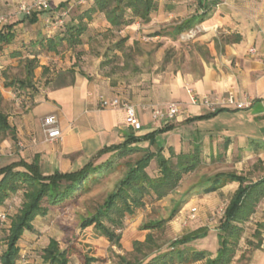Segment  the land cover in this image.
Listing matches in <instances>:
<instances>
[{
  "label": "crops",
  "instance_id": "crops-1",
  "mask_svg": "<svg viewBox=\"0 0 264 264\" xmlns=\"http://www.w3.org/2000/svg\"><path fill=\"white\" fill-rule=\"evenodd\" d=\"M20 1L22 0H0V11L8 16L6 24L0 29L5 30L10 25L13 35L12 40L0 50V100L2 104H9L10 113L7 117L13 129V135H7L1 143L3 161L0 166L19 159L31 162L36 158L43 174H50L55 170L74 171L82 167L103 146L119 143L130 133L142 135L166 123L173 124V129L156 136L157 144L163 146L164 150L171 146L177 153L188 152L199 144L203 159L207 154L209 161L239 157L241 153L248 156L258 154L263 158L264 0H218L210 6L205 19L199 24L215 25L220 37L213 31H203L201 37L193 39L195 47H200V50L197 49L200 54L199 66L195 70L178 69L161 76L156 74V77L153 74L151 77L154 82L150 90H135L130 99L119 94L135 105L141 123L138 131L126 125L123 109L99 107L100 96L117 93L111 85L101 81L98 73L90 80L83 73H68L64 68L54 73L52 66L58 58L55 52L44 51L39 42L56 28L45 24V18L65 13L63 19H66L68 14L88 10L93 1L81 4L79 0H48L49 9L35 12L38 19L32 24L28 23L26 15L15 11V5ZM156 1L157 10L149 23L143 24L136 20L120 30L119 34L128 35L132 39L140 28L143 32H154L165 23L175 25L201 11L197 7V0ZM91 15L88 29L104 30L107 26L104 15L98 11ZM153 38L163 37L158 33ZM34 56L38 62L37 68L48 71L46 74L42 71L43 80L48 82L34 84L33 89L23 88V96L14 97L17 96L14 86L4 85L7 77L3 72L22 64L25 58ZM58 65L61 66V63ZM24 76L25 72L19 78L12 75L10 79H21ZM60 80L65 83L58 84ZM188 88L197 95L220 97L234 91L239 99L247 98L250 105L240 109L226 107L214 115L204 116L208 113L205 107L189 103ZM171 102L178 103L180 108L175 119L170 122L152 120L149 107ZM141 104L148 105V109L142 110ZM48 114H53L58 119L62 131L60 140H44L41 123L42 118ZM198 116L203 117L197 118ZM31 138L36 141L32 142ZM19 140L25 142V148L17 146ZM147 145V142L141 143L143 147ZM185 146L188 147L187 151ZM236 186L235 182L226 183L211 193L200 194L206 196L221 193L225 192V188H232L233 192ZM128 222V217H125V226ZM34 233H37L35 227L33 231H24L19 241L20 256L21 252H25L21 249L22 237H31ZM261 237L259 248L252 251L247 264H264V234ZM197 241L199 243H194L195 246L204 249L200 247L203 240ZM24 262L32 264L28 259ZM202 263L200 261L194 264Z\"/></svg>",
  "mask_w": 264,
  "mask_h": 264
},
{
  "label": "trees",
  "instance_id": "trees-1",
  "mask_svg": "<svg viewBox=\"0 0 264 264\" xmlns=\"http://www.w3.org/2000/svg\"><path fill=\"white\" fill-rule=\"evenodd\" d=\"M91 1L93 5L88 10L68 14L66 19H63L62 23L48 36L39 40L44 51L56 52L58 47L71 50L81 43L89 42V39L97 34L108 35V37L113 33L119 34L120 30L132 25L136 20L147 24L158 6L156 0ZM217 2L218 0H197V7L201 11L175 24L172 27L173 34L178 35L189 31L196 24L201 23L210 6ZM96 11L104 15L107 23L102 31L89 30L87 27L92 19L91 14ZM37 19L35 13L26 16L30 24L35 23ZM155 34H158L157 31L153 32V35ZM12 38L10 25L5 30L0 29V50ZM129 39L128 35L121 36L108 45L102 54L100 65L112 62L108 52H124ZM197 49L200 50V47ZM23 63L25 76L4 82L5 86H14L17 97L23 96L21 89L34 88L32 79L34 69L38 66L36 56L25 58ZM133 67L139 70L135 65ZM67 72L73 73L74 69L71 68ZM64 83V80H60L58 84ZM116 93L119 96L118 92ZM224 109L208 112L204 116L214 115ZM201 117L203 116L197 118ZM173 127V124L166 123L142 135L130 133L123 141L100 148L82 167L74 171L55 170L50 174H43L36 158L31 162L19 159L0 166V208L11 195L18 191L22 192L18 210L10 218L5 214L6 219L2 222L0 220L1 264H18L19 241L24 231L34 230L32 222L37 216H45L51 208L69 202L77 192L90 191L101 178L106 177L115 168L124 166L120 178L106 193L102 202L92 213L79 221L81 229L92 227L98 236L104 237L111 245L120 247L125 217L144 210L146 198L153 201L170 194H177V187L182 177L195 171L202 164L203 157L199 144L194 145L191 151L178 153L169 146L167 147L168 155H164V147L157 144L156 136L172 130ZM9 134L13 135V129L8 122L7 114L0 111V140L2 141ZM143 142H147L148 145L141 146ZM152 146H155L154 150L150 149ZM126 157L128 159L121 163V160ZM152 161L155 164V170L150 169ZM231 182L237 183V186L224 207L215 229L217 248L213 253L207 249L198 248L194 244L209 234V230L205 228L185 233L171 240L168 246L163 248V243L158 241L151 230L162 229L165 223L170 221L188 202L193 192L208 194ZM263 197L264 173L254 181L233 171H220L202 177L180 193L178 198L171 199L172 206L167 218L152 219L141 225L142 229L150 231L143 241H133L132 259H127L123 255H118V258L121 264H194L200 261L204 264H231L238 250L244 223L255 213L256 206ZM259 246L260 244L254 245L253 250ZM68 251V247L60 248L58 241L50 238L48 244L42 249V260L46 264H67ZM84 260L85 264H89L96 259L85 256Z\"/></svg>",
  "mask_w": 264,
  "mask_h": 264
},
{
  "label": "rangeland",
  "instance_id": "rangeland-1",
  "mask_svg": "<svg viewBox=\"0 0 264 264\" xmlns=\"http://www.w3.org/2000/svg\"><path fill=\"white\" fill-rule=\"evenodd\" d=\"M173 26L171 23L161 26L157 33L163 38L157 39L153 38V32H143L139 27V33L128 40L124 52H108V57L112 59V62L106 65H100L102 54L108 45L121 37V34L113 33L109 37L97 34L91 37L89 42L81 43L71 50L58 47L55 52L58 59L53 63L52 71L56 73L62 68L65 71L73 68L75 72L86 75L89 80L94 78L95 73H98L101 81L107 82L113 89H117V91L114 90L115 92L130 99L137 90L147 91L152 88L154 81L151 76L153 74L156 77V74L161 76L166 72H175L178 69L195 70L199 66L200 54L193 39L201 37L203 31H213L220 37L215 25L211 24L203 26L198 24L189 31L178 35L173 34ZM59 62L61 66L58 65ZM133 65L139 70H135ZM42 71V68L34 69L33 86L48 82V80H43ZM24 72V63H19L10 69H5L3 75L7 77L5 81H8L12 75L19 78ZM47 72V70L43 71V74ZM168 104L156 107L164 108ZM9 108V104H2L0 100V111L8 115ZM2 141L0 140V146ZM151 148L154 150L155 146ZM187 150L188 147L185 146V151ZM164 155H168L167 148L164 150ZM2 156L3 154L0 152V164L3 161ZM205 157V159L202 158V164L198 169L182 177L177 187V194H170L160 200L153 201L146 198L145 209L128 217L129 222L121 231L120 247L111 245L104 237L98 236L92 227L81 229L79 221L92 213L102 202L103 197L120 178L124 166L115 168L106 177L101 178L90 191L77 192L69 202L51 208L44 217H37L33 221L37 233L30 235L31 237H22L20 242L21 249L25 252H21L22 256L19 253V264H23L26 259L31 260L32 264H43L41 260L42 247L48 243L49 238H55L60 248L68 247L70 264H85V256L96 259L90 261L89 264H121L118 255L132 259L133 241H143L145 235L150 231L142 229L141 225L152 219L167 218L172 206L171 199L178 198L180 193L190 188L202 177L220 171H233L254 181L264 173V156L261 158L258 154L248 156L241 153L239 157L231 156L215 161H209L207 154ZM126 159L128 158H123L121 163ZM154 167L155 164L152 161L150 169H154ZM231 194L232 188H225V192L206 196L193 192L188 202L177 211L170 221L165 223L162 229L151 231L158 241L163 243L164 248L171 240L185 233L195 229H208L209 234L200 239L203 240L200 242V247L213 253L217 248L215 229ZM21 199L22 192L18 191L4 202L0 210L10 218L18 210ZM193 208L196 209V217L193 220H187V214ZM262 234H264V197L258 202L255 213L244 223L238 250L231 264H247L253 246L260 244ZM0 235L2 234L0 233ZM1 239L2 237H0Z\"/></svg>",
  "mask_w": 264,
  "mask_h": 264
},
{
  "label": "built area",
  "instance_id": "built-area-1",
  "mask_svg": "<svg viewBox=\"0 0 264 264\" xmlns=\"http://www.w3.org/2000/svg\"><path fill=\"white\" fill-rule=\"evenodd\" d=\"M88 1L91 0H79L81 4H85ZM48 9H49L48 0H30V1L22 0L20 2H17L15 5V11L17 13H22L26 16H30L35 12L47 11ZM64 15L65 13H60L57 14L56 17L54 18L52 17L45 18L44 22L45 24L50 25L53 28L57 27L59 24L62 23ZM7 20H8V16L0 11V28H2L6 24ZM250 51L253 52V49H250ZM187 93L189 95V103L191 105H199L205 107L208 110V112H214L217 109L226 108V107L240 109V108L248 107L250 105V101L247 98L239 99L236 93H234V91H229L227 96L225 97H220L218 95H208V94L197 95L190 88L187 89ZM99 107L101 109H108V108L123 109L125 112L126 125L131 127L135 131L141 129V123L137 115L136 107L130 101L123 99L118 95L100 96ZM140 108L142 110H147L148 105L141 104ZM149 110L152 120L154 121L164 120L170 122L173 119H175V117L179 114L180 108L178 103L171 102L164 108L152 106L149 107ZM41 128L44 133L45 141L51 142V141L60 140L62 138V131L59 127L58 119L53 114H48L42 118ZM31 141L35 142L36 139L31 138ZM17 146L23 149L26 147V144L23 140H19L17 141ZM195 217H196V209L193 208L187 214V220H193L195 219ZM5 219H6L5 213L0 212L1 222L4 221ZM23 264H25V262Z\"/></svg>",
  "mask_w": 264,
  "mask_h": 264
}]
</instances>
